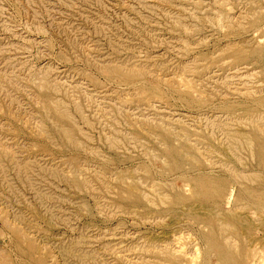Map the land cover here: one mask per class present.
<instances>
[{
	"label": "rangeland",
	"instance_id": "1",
	"mask_svg": "<svg viewBox=\"0 0 264 264\" xmlns=\"http://www.w3.org/2000/svg\"><path fill=\"white\" fill-rule=\"evenodd\" d=\"M192 263L264 264V0H0V264Z\"/></svg>",
	"mask_w": 264,
	"mask_h": 264
},
{
	"label": "bare ground",
	"instance_id": "2",
	"mask_svg": "<svg viewBox=\"0 0 264 264\" xmlns=\"http://www.w3.org/2000/svg\"><path fill=\"white\" fill-rule=\"evenodd\" d=\"M209 201H210V200H209ZM233 209H234V208H233ZM244 211H245V210H244ZM188 213H189V212H188ZM194 219H195V218H194ZM192 222H193V221H192ZM221 223H222V222H221ZM224 223H225V222H224ZM226 223H227V222H226ZM221 225H222V224H221ZM222 227H225V226L222 225ZM227 227L229 228L228 225H227ZM227 227H226V228H227ZM219 228H220V226H219ZM223 229H224V228H223ZM230 229H231V226H230ZM221 230H222V228H221ZM225 230H226V229H225ZM222 232H227V231H223V230H222ZM224 234H225V233H224ZM236 235H237V234H236ZM181 237H182V236H181ZM225 238H226V237H225ZM227 239H228V238H227ZM231 241H232V240H231ZM233 241H234V240H233ZM227 242H228V241H227ZM225 243H226V242H225ZM229 244H230L231 247H232V244H231L230 242H229ZM237 246H238V245H237ZM234 247H236L235 242H234V246H233V248H234ZM238 247H239V246H238ZM238 247H237V248H238ZM231 249H232V248H231ZM180 250H181V249H180ZM235 250H236V249H235ZM196 252H197V251H196ZM211 252H212V251H211ZM179 253H180V252H179ZM181 253H182V252H181ZM183 253H184V252H183ZM254 253H255V252H254ZM187 255H188V254H187ZM187 255L184 257L183 254H181L180 257L184 260V258H186ZM238 255H239V254H238ZM182 256H183V257H182ZM262 256H263V255H262ZM258 257H259V256H258ZM177 258H178V257H177ZM189 259H190V258H189ZM185 260H186V259H185ZM176 261H177V260H176ZM180 261H181V260H180ZM194 261H195V260H194ZM178 262H179V260H178ZM178 262H177V263H178ZM181 262H183V261H181ZM181 262H179V263H181ZM191 262H192V260H191ZM252 263H253V262H252ZM192 264H193V263H192Z\"/></svg>",
	"mask_w": 264,
	"mask_h": 264
}]
</instances>
